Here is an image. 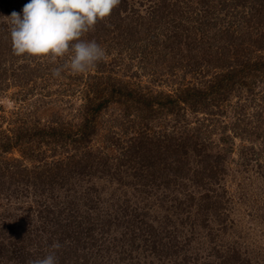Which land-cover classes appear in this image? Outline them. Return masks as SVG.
I'll use <instances>...</instances> for the list:
<instances>
[{
    "label": "trees",
    "instance_id": "16d2710c",
    "mask_svg": "<svg viewBox=\"0 0 264 264\" xmlns=\"http://www.w3.org/2000/svg\"><path fill=\"white\" fill-rule=\"evenodd\" d=\"M180 1L169 3L168 0H155L152 4L155 16L149 17L145 22L132 21L127 18V40L129 42L133 39L135 41L133 44L141 48L139 57L142 60L148 57L147 61L151 62L149 54L153 52L155 58L159 57L163 63L167 61L164 63L165 70L163 69V72H170L174 75L176 70L181 67L180 65L184 64L185 59L186 68L202 73L203 76L200 79L203 82L200 84L203 87L208 85V94L192 85L186 91L188 94L194 92L188 99L185 97L183 102H180L182 99L180 96L176 99L168 97V101L165 103L166 108L171 109L170 107H176L175 104L184 103L189 105L195 113L200 108L201 101L204 102L208 96L210 97L209 105L217 109L219 104L214 103L227 100L234 89H236L235 95L238 97L239 103L241 98L246 100V102H242L243 104L240 103L241 111L245 106L260 108L261 112L257 113V118L256 114L247 121L246 118H239L233 127L235 134L239 135L243 142L247 141L240 150V165L244 168L253 167L259 176L264 178V157H261L264 152V127L262 126L264 124V0H197V4H193V10L188 8L187 3H183L180 9L175 12L173 7ZM115 11H120L119 6L113 9L112 15ZM184 19L187 24L186 21H183ZM193 19L196 20L194 26L196 25L197 28L192 26V23L188 24V21H193ZM121 25V22L117 24L119 28ZM112 26V21L106 23L104 19L99 20L94 29L86 33L83 39L95 40L98 44L101 43L100 45L104 48L101 37L104 31H111ZM7 50L12 54L10 25L0 28V55L3 51L6 54ZM43 57L21 56L22 59L30 58L36 62L33 66L34 70H29L28 64H20L16 69H13V74L7 79L20 85L34 79H42L45 76L44 68L38 62ZM16 59H10V64L13 65ZM3 74H7L6 69L0 72V75ZM208 76L211 78L205 80ZM100 83L99 80H96L95 84L91 86L93 91L88 90V94L95 96L94 100L99 104L94 106V101H89L90 105L84 113L86 121L82 125H78L76 134L72 133L70 126L67 127L60 122L49 123V126H42V128L34 125L28 126L25 123L8 129L0 128V205L4 207L0 208V264H27L29 260L44 257V253L39 254L32 247H40L38 242L41 243L43 239L46 247L51 249L52 236L48 237L46 234H57L62 227H67L69 231L73 224H77L76 228L79 232V222H81L80 227L84 223L91 231V226L93 228L98 226L95 222L98 219L103 222L104 227L105 224H119L120 217L115 219L108 216L112 215L111 210L113 209L110 210V207L116 202L114 200L109 202L111 197L103 200L101 192L95 188L89 190L85 188L81 194L79 189L82 188L78 187L77 182L69 183V188L67 187V197L71 195L72 199H77L79 196L81 198L86 196L83 200L84 206L87 204L88 207L87 213H82L83 217L80 220H78L76 206L73 203L67 204L63 201L66 198L61 193L58 194L64 186V182L61 181L64 178L77 175L96 176V173L99 178L103 180L108 178L111 183L115 179L122 181L123 178L124 180L126 173H129L135 178L134 185L144 183L142 188L152 182L161 188L165 186L175 190L172 193L168 191L172 201L169 203L168 200L166 207H163L160 220L156 223L153 221L156 226L162 225L167 231L169 226L172 227L173 232L171 231L165 242H161L160 238H152L137 243L138 236L143 238L145 234L154 235L153 222L148 221L150 223L147 222L145 226L140 227L141 231L134 232L132 227L139 223V213L131 205L133 219H130L127 217V200L122 203L123 208L119 206L117 216L121 215L127 218L123 223L125 220L129 222L132 247L141 246L145 250L150 249L151 253L165 254L166 257L172 256L173 258L169 257L170 263L168 264H182L185 256L178 255L186 248L188 250L185 254L189 252L194 255L193 262L190 264H234L231 262L235 260L237 264L240 259L237 249L218 246L215 241L219 228L224 230L228 227L226 220L229 212L226 208H228L229 199H226L224 193L220 194L213 187V183L217 180L216 175L219 171L222 172V170L216 171L215 168L222 169L225 152L228 150L225 151L220 145L219 151L211 152V144V151H208V144L205 145L200 132L178 137V139L186 141L185 143L190 146V152L185 150V145L181 141L179 145L182 146V150L177 152L173 144L160 145L159 138L153 140L148 133H141L137 135L139 137L132 136L128 139V144L126 140L125 144L114 146V140L110 137L107 140H101L96 148L91 147V141L96 138L99 132L95 116L103 112L110 100L108 94L101 95L102 91L110 94V88H112L113 96V91L123 89L121 85L117 86L114 82L112 85L106 86L104 90H99L97 88ZM105 83L107 82L105 81ZM220 84H226L228 87L230 85V87L221 89L222 85L219 86ZM258 84H261L259 87H262L259 88V92H257ZM127 91L132 95L133 90L127 88ZM133 93L138 101L143 100L146 104L154 106L153 103H161L160 100L154 99L152 96L146 99L135 91ZM183 93L185 92L183 91ZM199 93L201 95L204 93V97L199 98ZM157 109H161V107H157ZM219 113L223 112L217 109L209 114ZM255 119L259 122L253 126ZM202 121L204 122L205 119ZM109 134L112 135L110 132ZM143 136L148 139L144 140ZM25 141L36 142L31 154H25L26 152L22 151L23 160L3 156L15 147L25 149ZM45 141L53 152H51L52 156H58L57 160L48 162L46 156L37 150V147L43 146ZM256 143H259V148L256 147ZM71 144L72 147L67 148ZM66 150L71 151L72 154L62 156ZM169 152L173 156L170 165L175 166L177 171L173 168L171 171H166L163 165H160V158L162 159ZM30 157L35 161L32 166L31 164L26 165L24 162ZM190 158L201 161L202 168L189 173L191 170ZM118 160L121 163H118ZM122 166H127V168ZM128 167H131L132 173ZM184 169L189 174L178 172ZM168 175H171V186V181L167 179ZM83 180L86 182L87 179ZM32 184H34L33 188L30 187ZM32 189L33 191H31ZM163 189L167 191V189ZM55 192H57L56 195ZM27 198H30L31 201ZM51 200L54 204H50ZM26 201L28 202L25 203ZM28 203H31L32 206L25 207L26 210L22 208ZM74 203L77 205V201ZM106 204L110 207H107ZM34 206L37 207L36 210L32 209ZM172 206L173 211L170 213ZM104 210L107 213L104 214ZM35 213H37L36 216H34ZM133 221L135 222L132 223ZM200 228H203V235L194 234L197 230L199 232ZM72 241H74V246L79 245V237L73 236ZM192 245L196 247L195 253L189 250L188 246ZM72 248L67 246L56 253L59 264H93V261H90L86 256L82 260L74 259L70 254ZM51 251L48 250L46 255ZM184 264H188V262H184Z\"/></svg>",
    "mask_w": 264,
    "mask_h": 264
},
{
    "label": "rangeland",
    "instance_id": "374dc122",
    "mask_svg": "<svg viewBox=\"0 0 264 264\" xmlns=\"http://www.w3.org/2000/svg\"><path fill=\"white\" fill-rule=\"evenodd\" d=\"M174 1L176 0H168L169 3ZM28 2L29 0H0V28L9 26L8 16L11 12L13 10L21 12L23 6ZM154 2L155 0H121L119 4L120 11H115L113 15L111 13L108 16L110 18H104L106 23L113 22L111 31H104L101 37L104 49L107 48L105 49V58L83 74H73L68 69L63 68L68 59L67 56L56 60L44 56L39 60L38 64L43 66V74L45 76L42 79H34L20 85L11 79H7L13 74V69H16L20 64H28L27 68L34 70L33 66L36 62L30 58L22 59L21 56H16L13 52L12 54L8 53V50L6 54L3 51L0 55V72L6 69L7 74L0 75V128L8 129L22 123L42 128V126H47L49 123L60 122L67 125V127L70 126L72 133H77L78 125H82L86 121L84 113L90 105L89 101H94V106L99 104L94 100L95 96L88 94V90L95 84V81L99 80L101 82L97 88L99 90H104L106 86L112 85L114 82L117 86L121 85L123 89L121 91H113V96L111 94L112 88H110L111 91L109 90L110 94L106 91L101 93V95L108 94L110 100L103 112L95 116L96 121H98L99 132L96 138L91 141V147L96 148L101 143V140H107L110 137L114 140V146H119L126 140L128 144V139L132 136L148 133L153 140L159 138L161 141L160 145L173 144L177 152L182 150V146L179 145L181 141L185 145V150L190 152V146L185 143L186 141H182L178 137L180 135L197 134L198 132L203 135L205 145L208 144V151H211V144V152L219 151V146L221 145L228 152H225L223 165H221L222 169L215 168L216 171L222 170V172L219 171L216 175L217 180L213 183V187L220 194L224 193L225 198L229 199L228 208H226L229 214L226 220L227 229L222 230L223 228H219L217 231L218 235L215 237L216 245L236 248L240 257L237 264H264V178L261 175L259 176L253 167L244 168L240 165V150L247 141L243 142L240 136L235 134L233 127L239 118H246L247 121L255 114L257 118V113L261 112L260 108L245 106L243 111H241L240 103L243 104L246 100L241 98L239 103V99L235 95L236 89L229 95L227 100L214 103L219 104L217 109L223 113L209 114L217 109L209 105L210 97L208 96L204 102L201 101L200 108L195 113L190 109L189 105L184 103L175 104L176 107H170L171 109L166 108L165 103L168 101V97L176 99L180 96V99L182 98L180 102H183L185 97L188 99L190 94L194 93L190 92L188 94L186 92L192 85L206 93L209 92V88H207L208 85L203 87L200 84L203 82L200 79L203 76L202 73L190 71L189 68H186L185 59L183 61L184 64L180 65L181 67L173 75L170 72H163V69L165 70L164 63H167V61L163 63L159 57L155 58L156 56L153 55V52L149 54L151 62L147 61L148 57L142 60L139 57L141 48L133 44L135 42L133 39L128 42L126 34L127 18L132 21H147L149 17L155 16L152 10ZM183 3H187L188 8L193 10V4L196 5L197 0H192V2L191 0H181L178 5L173 7L174 11L177 12ZM183 21L186 20L184 19ZM119 22L122 24L120 26L121 29L117 26ZM195 22L196 20L193 19V21H188V24L192 23L191 25L194 26ZM194 27L197 28L196 25ZM192 34L194 36L193 32ZM12 58H17L13 65L10 64V59L12 60ZM58 67L62 68L61 76L54 77L52 71ZM210 78L208 76L205 80ZM4 79L5 81L2 82ZM92 82L93 84L90 86ZM89 86L90 88H88ZM219 86H221V89L230 87V85L228 87L226 84H220ZM259 86L261 84L257 85V92H259V88H262ZM127 88L137 92V94H141L146 99L152 96V98L160 100L159 102L161 103H153V106L146 104L143 100L138 101L136 96L133 95L135 93L132 92L131 95L128 93ZM89 91H93V89ZM183 91L185 93L182 94ZM204 95V93L202 95L199 93V98L204 97ZM97 101H99L98 98ZM157 107H161V109H157ZM203 119H205L204 122L202 121ZM256 120L253 121V126L259 122ZM262 126L264 127V124ZM144 128H146V131H144ZM143 138L144 140L148 139V137L144 136ZM35 142L25 141V149L15 147L3 156L10 159L23 160L22 151L26 152L25 154H31L35 148ZM46 144L47 142L45 141L43 146L37 147V150L46 156L48 162L57 160L58 156H52V151ZM71 147L72 144L67 148L70 149ZM256 147L259 148V143H256ZM67 154H72V152L66 150L62 156ZM261 157H264V152ZM172 159L173 156L169 152L165 157L160 158V165H163L166 171H171V168L177 171L175 166L172 167L170 165ZM24 162H26V165L31 164V166L35 163L31 157L29 160L25 159ZM118 163H121L120 160H118ZM122 167L127 168V166ZM190 167L189 173H192L193 170L202 168V162L190 158ZM128 169L132 173L131 167H128ZM178 172L189 174L186 169ZM223 172L224 174H222ZM84 178L87 179V183L83 180ZM112 179L114 180L115 178L113 177ZM167 179L171 181V175H168ZM61 181L64 182V186H62V190L58 194L61 193L66 198V200H63L64 202L67 204L73 203L76 206L78 220L83 217V214L87 213L88 207L87 204L84 206L83 198H86V196L83 198L79 196L77 199H72L71 195L67 197V187L69 188V183L73 182H77L78 187L82 188L79 189L81 194H83L82 191L85 188L88 190L95 188L101 192L103 200L111 197L109 202L114 200L116 203L112 204L111 207L106 204L107 207H110V210L113 209L111 210L112 215L108 216L115 219L120 217L118 219L119 224H105V227L99 219L95 220L98 226L96 228L91 226V231L84 223L80 227L81 222H79V232H77V224H73L69 231L67 227H62L57 234H46L48 237L52 236V242L58 240L62 244V249L67 246L73 247L70 254H72L74 259L82 260L86 256L90 261H93V264L170 263L169 259L172 256H169V258L165 254L151 253L150 249L145 250L141 246L132 247L129 222L125 220L123 223L124 219L127 218L121 215L117 216V212L119 211V206L123 208L124 205L122 203L127 200V217L133 219V208L130 207L131 205L139 213V223L132 227V230L134 232L141 231L140 227L145 226L148 221H155L156 223L160 220L163 207H166L168 200L169 203L172 201L171 194H168V191L172 193L175 191L173 188L164 186L163 188L167 189L165 191L152 182L142 188L144 183L134 185L135 178L129 173H126L124 180L123 178L122 181L115 179L112 183L108 181V178L106 180L99 178L97 173L96 176L86 175L82 177L77 175L76 177H66ZM38 182L40 181L38 180ZM171 183L172 181L170 186ZM33 185L30 187L33 188ZM46 191L49 192L50 190ZM27 199L31 201L30 198ZM52 201H50V204H54ZM72 201H77V205ZM16 206L18 207L17 202ZM27 206L30 207L32 205L28 203L22 208L26 210L25 207ZM0 208L3 209L4 207L0 205ZM36 208L34 206L32 209L36 210ZM170 208V213H172L173 206ZM103 213H107L106 210ZM36 215L37 213L34 216ZM155 223L153 222L154 235L145 234L143 238L138 236L137 243H142L152 238H160L161 242H165L168 239L171 231L173 232L172 227L169 226L167 231L162 225L158 227ZM147 228L149 227L147 226ZM202 229L200 228L199 232L197 230L194 234L203 235ZM61 233L63 234L59 236ZM73 236L79 237L78 246H74ZM38 243L40 247L32 248L34 251L36 249L39 254L44 253L46 255L48 250H52L46 247L43 239L41 243ZM143 246L145 248V244ZM193 246L195 245L188 247L190 252L195 253L196 247ZM186 250L188 248L178 256H185L184 262L190 264V262H193L194 255L189 252L185 254ZM24 252L27 253L26 250ZM231 263L236 264V260Z\"/></svg>",
    "mask_w": 264,
    "mask_h": 264
},
{
    "label": "clouds",
    "instance_id": "9594fccd",
    "mask_svg": "<svg viewBox=\"0 0 264 264\" xmlns=\"http://www.w3.org/2000/svg\"><path fill=\"white\" fill-rule=\"evenodd\" d=\"M121 0H29L21 10L8 16L12 52L16 56H47L53 60L67 56L63 68L83 74L106 56L95 40L83 39L99 20L108 17ZM62 68L53 69L54 77ZM52 251L27 264H59L62 244H51Z\"/></svg>",
    "mask_w": 264,
    "mask_h": 264
}]
</instances>
